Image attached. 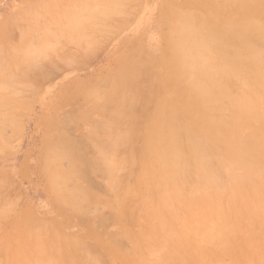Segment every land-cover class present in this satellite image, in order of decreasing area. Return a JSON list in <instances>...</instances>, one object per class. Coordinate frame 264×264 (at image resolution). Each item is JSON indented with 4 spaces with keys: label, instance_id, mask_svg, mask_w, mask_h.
<instances>
[{
    "label": "bare ground",
    "instance_id": "6f19581e",
    "mask_svg": "<svg viewBox=\"0 0 264 264\" xmlns=\"http://www.w3.org/2000/svg\"><path fill=\"white\" fill-rule=\"evenodd\" d=\"M86 1L88 2L89 0ZM95 1L97 4L98 1ZM95 1H93V3H95ZM125 1L123 0L121 2ZM254 1L259 4L256 2L254 3ZM84 2L81 3L82 7L85 5ZM263 2L264 0H244L245 5L241 4L240 6L236 0H233L234 5L229 4L221 7L216 0H185L184 5L179 8L180 11L174 13L172 30L169 35V50H167L161 60L154 63L158 69H161L160 71L148 74L150 75L148 79L142 80L144 71L141 72V68L146 66L148 60L139 59L137 56H130L129 59H125L118 63L117 70L104 79L101 86H94L95 89L92 90H82L81 96L88 98L93 97L96 108L102 116V119L99 120L100 122H92L91 125L93 129H96L94 133L100 128L104 136H88L91 140L94 139L93 141L97 142L96 146L99 148V155L97 157H88L84 155L79 150V145L76 143L77 141L75 142L64 132L63 128L65 123L68 122L64 123V121H59L56 118L49 121L45 152V171L50 183L52 182L55 186L57 199L61 206V208H58L60 211L65 213L67 209L80 218L87 216V206H89L93 200H97V198L92 192L82 186L81 178L85 177L84 175L91 171H99L102 172L108 180L106 187L111 196L109 195L110 198L107 203L114 210L115 219L121 224L122 237L125 235L129 236L130 231L127 224L132 212L130 213L126 208L127 201L138 194V188L142 184H144L150 192L153 204L148 212L149 223L141 229V235L143 237L140 238L137 249L142 250L144 247H149L153 255L160 250L162 252L165 251V254L153 264H180L187 261L182 256L172 258V256L167 253L168 248H173L178 251L189 246L192 248V241L186 236L188 232L186 228L188 227L189 221L185 216L180 215L181 212L179 213V211L181 207H188L190 210H193V214L195 213L198 215L189 225L195 227L197 223L198 226L202 225V228H204L206 222L213 221L216 224V228H204V231H215L216 234L228 231V236L231 238L227 241L225 238L221 239L219 246L221 252L226 250L229 251L235 246L243 248L242 245H244L243 243L246 241L248 243L249 241H255L256 238H252L249 233L246 240H244L245 238L240 240L239 237H241L240 233L244 231H258L259 228L261 229L260 231H264V21H256L255 18L256 15H260V12L263 11ZM95 5H93V7ZM88 6L90 7V5ZM100 6L101 5L98 3V9ZM108 7H110V5ZM108 7L104 9V12L109 9ZM74 9H76V7ZM135 10H138V7L137 9L135 8ZM87 12L88 11H86V14ZM112 12L111 14H113ZM98 13L100 12L98 11ZM123 13L125 15V11H123ZM123 13L121 11L122 15ZM129 13L125 16H128ZM84 14L83 12V16ZM90 14H93V12H90ZM106 14L107 15H104L105 17L108 16V13ZM79 16L81 17L82 14H79ZM93 16L94 15H91L92 18H90L92 21L96 22V20H93ZM260 17L258 16L257 18ZM129 20L130 19H128V21ZM82 21V25L86 23L84 20ZM18 23L20 25L21 22ZM26 24L23 25L27 26ZM73 24L75 23L73 22ZM73 24L72 26H74ZM54 26H56V23ZM65 26L69 25L65 24ZM65 26L63 27L65 28ZM91 26L93 27V25ZM122 26L125 25H121V27ZM63 27H60V29ZM20 28L24 27L20 26ZM57 30H59V28ZM25 31H27L26 28ZM49 32L50 30L48 33ZM66 32H60L59 37H67L68 35H65ZM56 33L53 35L55 38L57 37ZM4 34L6 35V32ZM73 35L74 33H72V37L75 39V35ZM28 37L26 39H28ZM3 39L1 38V40ZM74 39L69 40L72 42ZM96 39L99 40V38ZM18 40L20 41L18 45L27 44H22V41L25 39L22 41L20 39ZM47 40L50 41V39ZM84 41L87 42L86 39L83 40L82 42L84 45L88 46V44H90H86ZM52 42H54V40ZM56 42H58V40ZM77 42L78 39L75 44ZM59 43L61 42L59 41ZM59 43H52V48L51 43L49 44L48 42L50 47H48V45L47 47L53 49L50 52L48 51V53L59 50L56 47ZM79 43L82 45L80 40L78 44ZM93 43H95V41H93ZM97 44L101 45L100 43ZM60 45L63 47L62 43ZM15 46L16 44L14 47ZM44 46L42 45V47ZM42 47L40 48L42 49ZM21 48H24V46ZM63 48L66 49V47ZM25 49L22 50H24L26 54ZM45 49L46 46L44 48L46 52ZM36 50H39V52L35 53ZM36 50L33 52L35 55L44 53L43 51L41 52L40 49ZM86 50L87 49H85V51ZM18 51H20V49L16 52ZM26 51L28 53L30 50L27 49ZM81 51L83 54H86L83 50ZM65 52L67 54V51ZM69 52H71L73 58V54L75 53L72 54V51ZM60 53H53L54 56H52L51 53V55L49 54L51 56L49 59L47 57L44 58H47L49 61H46L53 67L54 64L56 65V63H54L55 60L64 61V58H67V56L60 55ZM77 53L75 55H77ZM89 53L91 52L89 51ZM28 54L26 55L30 57L32 53ZM44 54L47 56V53ZM12 55L14 56V54ZM37 57L41 58L42 56L37 55ZM15 58H17V56ZM27 60H29V58ZM66 60H68V58ZM70 61L71 60L67 61V65H69ZM6 62L8 63L9 60L2 63L9 67V63L7 64ZM10 62L12 61L10 60ZM2 65L3 64L0 66ZM84 66L85 65H83V67ZM3 67L4 66L1 67L2 70L4 69ZM4 70L9 71L8 68ZM4 70L3 72L0 71L2 72L0 73L3 77L2 80L6 77L3 76L5 75L3 74ZM56 70L58 69H48V67L47 69L40 68L39 71H35L36 73L32 75V69L30 71L29 68H26L23 70L20 69V75L24 81L39 83L41 80L48 79L59 72ZM76 70L78 69L76 68ZM62 71H64V69ZM11 75L13 74L11 73ZM145 75L147 76V74ZM174 78H177V81L185 83L187 87L177 89L179 95L172 96L171 94L169 96L167 92L170 90H168L170 80ZM10 81L12 82V80H9V82ZM234 81L242 84L240 88L236 87L235 84V88L238 90L237 92L232 89V85L235 83ZM98 89L101 91L97 92ZM27 93L29 94V92ZM66 96V102L72 101V96ZM157 99L158 101H155ZM108 104L115 106L113 109L114 111L107 107ZM150 104L152 106L151 110L141 118L138 113L140 109L139 106H141L142 110H145L146 107H150L148 106ZM227 110L230 112L228 118L224 115ZM86 115L84 117H86ZM15 117L19 118L17 115H14V117L12 116V118ZM120 124H122L123 127L126 125L130 133H119ZM115 125H118L116 129L120 127L114 132ZM127 143L130 144V147L133 146L134 150L128 152L126 148L129 147V144ZM135 143L136 149L134 146ZM125 145H127L126 148ZM83 146L81 147L82 149L85 147ZM122 146L126 149V151L123 152L129 154L120 152ZM63 159H69V164L71 163V166H68L69 168L66 170L56 165V163ZM126 165L138 167V174L134 172L131 173V176L135 179V182L133 181L134 184L131 182V179L127 183H123L126 179L123 180L120 178V175H118L120 169L124 168ZM126 168H128V166H126ZM129 169L130 167L127 170ZM122 173L124 175V172ZM70 182L77 183L76 187L72 190L68 189V184ZM95 184L93 187L97 186V183ZM102 192V194H106L104 193L105 190ZM112 195L114 196L112 197ZM105 196L108 195L106 194ZM199 207L201 208V213ZM134 216V213H132V219H134ZM0 218L2 217L0 216ZM6 223L4 222L5 226ZM131 227L133 226L131 225ZM45 228H48L49 233L53 236V239L50 240L51 242H49V240L45 241L44 238H42L43 234H33L30 231L29 233L32 236L30 242L25 240L22 235V238L20 236L18 238L14 237V240L12 239V235H7L5 245L8 249L9 247H16L20 250L23 246L24 248L26 246H35L38 247V250L41 249V251L45 245H50V248L55 246L56 252L52 254L59 255V257H61L59 260L62 259V256L68 257V259H63V264H89L96 259L92 254V250H89L88 245L83 239L63 237L56 225L49 227L45 226ZM2 229L3 228H1V230ZM90 231H93V229ZM215 236L214 233L207 235L203 239L204 243H213ZM120 243L121 241L117 236L111 235L108 242L103 244L106 247L111 245L118 247ZM235 249L237 248H234V250ZM79 252L86 255L83 256L81 263H76L75 257L79 255ZM37 256L38 253H23L22 261L28 264H42ZM191 257L193 256L191 255L190 258ZM55 260L56 259H54V261ZM194 260H196L195 256ZM54 261H48L47 263L53 264ZM19 263L21 262H17V264ZM212 263H214V261Z\"/></svg>",
    "mask_w": 264,
    "mask_h": 264
},
{
    "label": "rangeland",
    "instance_id": "374dc122",
    "mask_svg": "<svg viewBox=\"0 0 264 264\" xmlns=\"http://www.w3.org/2000/svg\"><path fill=\"white\" fill-rule=\"evenodd\" d=\"M81 1L82 0H0V37L2 36L1 38H4L3 40H1L0 38V65L3 64V68H8L9 70L6 71L3 69V74H5L3 76H6L4 78L5 81L2 80V74L0 75V210H3L0 211V216L2 217L0 218V227L3 228L2 230L0 228V264H17V262H21L19 264H28L22 261L23 253H38V260L42 264H48V261H54V259L56 260L53 262V264H63V259H68V257L62 256V259L59 260V258H61L59 257V255L52 254L56 252L55 246L50 248V245L47 244L48 246L45 245L41 251V249L38 250V247L35 246H26L25 248L23 246L20 250L16 247H9L8 249V247H6L5 245L7 235H12L13 240L14 237L18 238L20 236L22 238L23 236L25 240H28L30 242L32 239V236L29 233L30 231L33 234H43L42 238H44L45 241L49 240V242H51L50 240L53 239V236L49 233L48 228L46 229L45 226L49 227L52 225L57 226L63 237L83 239V241L88 245L89 250H92V254L96 257L93 262H90L92 264H103V262L104 264H153L157 259H160L161 256L165 254V251L162 252L160 250L155 255H153L151 248L149 247H144L142 250L137 249V244L139 243L140 238L143 237L141 235V229L149 223L148 212L153 204L151 194L144 184L140 185V187L138 188V194L130 198L126 203V208L130 211V213H134L135 216L134 219H132L131 213L127 224V227L130 230L129 236L125 235L124 237H122L121 224L115 219V212L107 203L108 199L110 198L109 195L111 196V194L108 192L106 187L108 184L106 176L102 174V172L91 171L93 173H86L84 175L85 177L81 178L82 186L92 192L93 195L97 198V200H93V202L91 203L92 205L90 204L89 206H87V216L80 218L79 216H75L67 209L65 210V213H63L58 209L59 207L61 208V206L57 199L55 186L52 184V182L50 183L45 171V152L49 121L56 118L59 121H64V123L68 122L65 123V126L67 124L68 125L66 126V128L64 126L63 130L71 139H73L75 142L77 141L76 143H78L79 145V150L84 155H87L88 157H97L99 155V148L96 146L97 142L93 141L94 139L91 140V138H89L88 136H104L101 133L100 128H98L96 133H94V130L96 129H93V126L91 125L92 122H100L99 120L102 119V116L96 108L93 97L88 98L85 96H81L82 90H92L95 89L94 86H101L103 80L117 70L118 63L124 61L125 59H129L130 56H137L139 59L148 60L146 66H144L145 68H141V72L144 71V75L147 74V76L145 75V77L142 74L144 77H142V80L148 79V77L150 76L148 74L160 71L161 69H158V67L154 65V63L161 60L167 50H169V35L172 30V20L174 19V13L180 11L179 8L184 5L185 0H124L125 2H121L123 0H97L101 5L99 7V9L101 10L98 9V3L96 4L95 0H93L95 1V3H93L92 0H89L88 2L86 0H83L82 2L86 1L84 2L85 5H83V7ZM236 1L238 4H240V6L241 4L245 5L244 0ZM216 2L219 3L221 7H223V5L229 4L234 5L233 0H216ZM255 2L256 1H254V3ZM91 3L92 7L93 5H96L92 8ZM256 3L259 4L258 2ZM87 4L90 5V7ZM109 5L111 8L108 7ZM65 7L69 8H67L66 10ZM75 7L76 9H74ZM107 7L109 9L104 12V9H106ZM137 7L138 10H135V8L137 9ZM128 8L130 9V11ZM85 10L88 11L87 14ZM98 11L100 13H98ZM121 11L122 13L123 11H125V15L132 11L131 13H129L132 20L129 14L128 16H125L123 13V16L121 14ZM83 12L85 13L84 16ZM90 12H93V14H90ZM111 12L113 14H111ZM261 12L260 15H258L259 17L261 16L260 18H257L258 16L256 15V21H264V9ZM106 13H108V16L105 17L104 15H107ZM79 14H82V16L80 17ZM91 15H94L93 20H96V22L92 21ZM72 16L74 19L72 18ZM87 16L89 18L91 17V21ZM128 19L130 20L128 21ZM82 20L86 22L83 25ZM18 22H21L20 25ZM73 22L75 24H73ZM120 22L123 24H121ZM55 23L56 26H54ZM23 24H26L28 27L24 26ZM65 24H68L71 27L65 26ZM72 24L74 26H72ZM34 25H36L37 27ZM62 25L65 26V28ZM91 25H93V27ZM121 25L125 26L121 27ZM20 26L24 28H20ZM60 27H63L64 29H60ZM25 28L27 29V31H25ZM58 28L61 33L67 31L69 34L66 32L65 35H68L69 37L62 36L66 39H61L62 37H59L60 32L59 30H57ZM47 30H50V35ZM51 31L57 32H55L57 34L56 38L55 36H53L55 33ZM5 32L6 35L4 34ZM72 33H74L75 39L72 37ZM27 37L28 39H26ZM36 37L40 39H37ZM76 37L78 39V42L80 40L82 45L80 43L79 45L78 42L75 44V42L77 41ZM86 37H89L90 39ZM68 38L74 39L75 42L72 41L74 42L72 43ZM81 38L83 40L86 39L87 42L84 41L86 44H90H88V46L84 45ZM96 38H99V40ZM18 39H20L21 41L25 39L24 41H22V44H27L18 45L20 43ZM42 39H50V41H41ZM53 40L54 42L58 40V42L56 43H59L60 41L62 43V46L66 47V49L61 47V43H59V45H56L57 49L59 50H54V52H51L52 56H54L55 53L59 54L61 52L60 55L67 56L68 60H71L69 62V65H67V58H64V61L66 60L65 62L63 60H55L54 63H56V65L54 64L53 67L51 66V64H48L47 61H49L48 59L51 57V53H48V51L50 52L53 50L51 48V50L48 48L50 47L48 45V42L49 44L51 43L52 47V43L56 44L52 42ZM63 40L65 41V43ZM93 41H95V43H93ZM37 42L38 44L35 46ZM39 43L43 44L40 45ZM97 43H100L101 45H98ZM15 44L16 48L14 47ZM44 44L46 46V52L44 51ZM42 45L44 47H42ZM23 46L24 48H21ZM59 46L61 47V49ZM40 47H42V49ZM19 49L20 51L16 52ZM22 49H25L26 54L32 53L30 54V57L28 56L29 54L26 55L24 53V50ZM27 49L31 52L29 51L27 53ZM36 49H40L41 52L43 51L44 53H47V56L44 53L43 54L45 56L42 53H39L40 55H35V53L39 52V50ZM85 49L87 50L85 51ZM32 50L33 52L36 50L34 54ZM64 50L67 51V54ZM81 50H83V52H85L86 54H83ZM69 51H72V54H76L77 52L79 53H77V55L73 54V58H75L76 60L72 58L71 52ZM89 51L91 53H89ZM13 52L18 54H15ZM12 54H14V56ZM23 55L27 57L25 58ZM37 55L42 57H37ZM16 56L17 58H15ZM3 57L7 60H5ZM44 57H47L48 59ZM79 57L82 61L79 59ZM84 57H87L88 59ZM28 58L29 60H27ZM8 60L9 67L11 68H9L6 64L4 65L5 61ZM10 60L12 62H10ZM27 63H29L31 66ZM83 65H85L86 67H83ZM2 66H0V71L3 72L1 68ZM47 67L48 69H58L56 71L59 72H57L54 76L49 77L48 79L41 80L39 83L22 80L20 69L23 70L29 68L30 71L32 69L33 72L31 73L32 75H34L36 73L35 71H39L40 68L47 69ZM76 68L78 70H76ZM63 69L64 71H62ZM11 73L13 75H11ZM16 74L18 77L16 76ZM11 76L13 78L16 76L17 78L15 77L16 79H13ZM9 80H12V82H9ZM20 83L25 85L23 86ZM235 84L238 88H240V85L242 86V84L235 82L232 85V89L237 92L238 90L237 88H235ZM185 87H187V85L181 81H177V78L171 79L168 88V90H170L167 92V95H179L177 89H183ZM100 91L101 90L98 89L97 92ZM27 92H29V94ZM66 95L72 96V101L66 102ZM155 101H158V99ZM148 106L150 107H146L145 110H142L141 106H139L141 110H138L137 108L141 118L151 110V104ZM107 107L112 110L115 108V106H112L111 104H108ZM16 112L19 114H17ZM12 114H14L15 116H19V118H12V116L14 117V115ZM85 115L86 117H84ZM224 115L228 118V116H230V112L227 110L225 111ZM120 125V130H118L119 127L118 129H116L118 125H115L114 128L116 130L114 129L113 131L115 132L118 130L119 133H130L126 125L124 127L122 124ZM135 145L136 143L134 144V146ZM82 146L84 147L83 149L81 148ZM123 146L122 148H120L121 153L123 151L125 152L126 149L128 152L134 150V147L132 145V147H130V144V148L128 147L129 149L126 148L127 145H125L126 149ZM138 146L140 147L139 143ZM96 149L98 152L96 151ZM69 162V159H63L60 162L56 163V165L59 168L66 170L71 166V163L69 164ZM126 166H128V168L130 167V169L127 170L128 168H126ZM126 166L120 169L118 175H120L121 179H126L125 181L122 180L123 183H127L131 179V182L134 184L135 179L133 176H131V173L134 172L138 174V167L132 165ZM122 172H124V175ZM89 182L92 184H90ZM93 183H97V186L93 187ZM76 185L77 183L75 184V182H70L68 184V189L72 190L76 187ZM91 185L93 188L91 187ZM104 190V193H106L108 196H105L106 194H102V191ZM113 196L114 195H112V197ZM199 210L201 213L202 211L200 207ZM180 212V215L185 216L188 219L189 224L198 216L195 213L193 214V210H190L188 207H181L179 213ZM2 221L3 224L4 222H7L9 224L6 223L5 226V224H2ZM189 224L186 228V231H188L186 233V236L192 241V248L191 246H189L181 251L173 248H168L167 252L168 255L172 256V258L182 256L185 258V260H187L180 264H264V231H260V228L258 231H244L240 233V236L242 237H239L240 240H243L244 238V240H246L249 233L252 238H256L255 241H249V243L246 241L245 243H243L244 245H242L243 248H238L239 246H235L234 248H237L235 250L234 248H232L229 251L226 250L224 252H221L219 249L221 239L225 238L227 241L229 238H231L228 236V231L221 234H216L215 231H204V228H216V224L213 221L206 222L204 228H202V225L198 226L197 223L195 224V227ZM131 225L133 227H131ZM91 229H93V231H90ZM45 233H49L48 237ZM212 233L216 235L214 242L204 243L203 239L207 235H211ZM111 235L117 236L120 239V246L115 247L111 245L109 247H106L103 244L105 242H108ZM44 236H46L47 238ZM85 255L79 252V255H76L75 257L76 263H81L82 258ZM191 255L193 257L190 258ZM194 256L196 260H194ZM100 258L102 261L100 260ZM213 261L214 263H212Z\"/></svg>",
    "mask_w": 264,
    "mask_h": 264
}]
</instances>
